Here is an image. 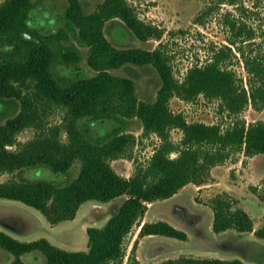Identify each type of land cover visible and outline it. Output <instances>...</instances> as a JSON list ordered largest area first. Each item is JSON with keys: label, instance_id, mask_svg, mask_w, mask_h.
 Wrapping results in <instances>:
<instances>
[{"label": "trees", "instance_id": "trees-1", "mask_svg": "<svg viewBox=\"0 0 264 264\" xmlns=\"http://www.w3.org/2000/svg\"><path fill=\"white\" fill-rule=\"evenodd\" d=\"M39 1L0 4V101L5 103L0 112V175L17 173L0 181V197L38 209L51 225L75 219L87 201L124 198L104 225L88 227L86 250L65 249L46 237L21 240L0 228V248L14 255L7 264H29L22 255L33 251L45 255V264H124L125 239L135 225L140 227L139 237L187 239L186 231L167 220H145L149 203L170 199L189 183H207L212 168L232 153H264V121L237 120L223 129L218 123L189 121L171 108L170 100L173 96L193 100L204 94L219 98L230 113H240L251 100L261 109L264 55L243 52L250 90L224 64L225 47L231 49L230 45L215 51L205 64L188 68L181 80L164 43L154 49L119 47L106 35L107 22L121 20L120 25L140 40L164 36V30L141 19L128 0H103L94 10L86 8L88 0H66L62 24L50 31L39 29L45 26L39 25L40 17L32 22L38 16ZM83 47L88 48L86 59L96 71L93 75L82 71ZM147 65L157 70L161 81L151 100L138 95L133 76L117 72ZM52 106L66 109L62 123H48ZM133 119L141 121L144 134L156 133L162 142L147 164L137 165L126 176L111 160L135 144L136 134L128 130ZM28 127L36 128L35 138L20 142L19 134ZM175 128L183 132L179 143L171 138ZM173 152L177 155L172 156ZM76 162L81 164L79 174L60 183L58 176L68 174ZM229 198L224 192L213 200V231H254L264 239V224L255 229L249 212ZM138 242L137 238L126 264H142L136 254ZM160 264L247 263L240 258L181 256Z\"/></svg>", "mask_w": 264, "mask_h": 264}, {"label": "rangeland", "instance_id": "rangeland-1", "mask_svg": "<svg viewBox=\"0 0 264 264\" xmlns=\"http://www.w3.org/2000/svg\"><path fill=\"white\" fill-rule=\"evenodd\" d=\"M4 1L0 0V4ZM101 1L103 0H88L86 8L94 10ZM128 2L141 19L161 27L164 30V36L162 39L153 37L143 41L133 35L128 28L120 25L122 24L121 20H109L106 24V35L115 45L154 49L159 46L160 42L164 43L165 52L171 58L174 72L181 80L188 68L195 64H205L212 59L215 51L230 45L231 49L225 47L224 64L233 68L237 72L238 78L241 79V83L247 90H250L249 73L243 52L246 55H264V0H128ZM66 5V0H40L38 16L33 18L32 22L40 17L39 25L42 23L45 25L40 26V30H54L62 24L61 16L65 12ZM232 40L235 41L234 44ZM82 51L85 56L81 62L84 75L95 74L96 71L87 63L88 48L83 47ZM117 72L126 73L136 79L137 93L141 98L151 100L156 97L161 81L154 67L150 65L132 66L122 68ZM170 106L174 111L184 113L189 121L218 123L223 126V129H227L237 120H245L247 124L256 120L264 121V107L258 109L252 100L240 113L235 114L225 109L219 98H209L204 94L198 95L193 100L173 96ZM4 108L5 103L0 101V112ZM15 111L16 108L10 109V113ZM65 114L64 107L52 106L48 109L46 118L50 124H60L64 121ZM97 126L101 130L100 125L97 124ZM128 130L136 134L135 144L130 146L128 153L111 160V163L118 172L131 176L137 165L149 162L162 140L156 133L144 134L142 123L138 119L131 120ZM36 132V128H25L18 136L19 141L32 140L35 138ZM182 136L183 132L178 128L171 131V138L176 143H179ZM62 137L66 140L67 134L64 132ZM11 148H16V146H11ZM176 155L177 152L172 153V156ZM219 165L221 171L216 177L211 175L207 184L197 187V184L193 183L194 185L185 189L182 194L149 203L145 218L150 221L173 220L170 208L175 199L184 198L188 202L192 201L197 207L194 211L207 213L210 222L214 215L213 200L218 194L225 192L231 197L229 199L234 200L235 206L248 210L257 219V222L259 219H263L264 153H260L256 157L246 156L242 152L232 153L224 163ZM80 168L81 164L76 162L68 174L58 176V181L63 183L75 178L79 174ZM254 169L259 171L257 176ZM48 176L51 177L50 174ZM11 177H17V173L1 174L0 181H6ZM216 179L218 180L216 181ZM123 198L124 196H121L111 202L87 201L82 205L75 219L51 225L38 209L18 200L0 197V228L21 240L30 241L46 237L65 249L86 250L89 246L88 227L102 226ZM188 202L187 205L192 208ZM12 218L13 221H11ZM179 220L196 231L201 228L199 220L196 222L189 217ZM139 231V225H135L125 239L124 264L127 263L137 238L139 242L136 254L137 256L141 255L144 264H160L168 258H178L181 255L201 258H240L247 264H251L254 259H257L258 264H264V252L261 251L264 247L261 244L258 246L247 245L251 234L239 232L234 228L221 233L224 234L222 237L225 240L222 244L214 241L202 242L196 232L194 234L191 232L188 240H181L167 239V237H139ZM154 238H159L164 242L158 243ZM228 241L233 243L228 245L226 244ZM168 243L170 244L168 245ZM246 246L249 247L245 248ZM9 254L0 248V264L10 263L14 259V255ZM22 259L29 264L46 263V257L40 251L25 253L22 255Z\"/></svg>", "mask_w": 264, "mask_h": 264}, {"label": "crops", "instance_id": "crops-1", "mask_svg": "<svg viewBox=\"0 0 264 264\" xmlns=\"http://www.w3.org/2000/svg\"><path fill=\"white\" fill-rule=\"evenodd\" d=\"M258 154H256V155H254V157H256ZM220 167V165H216V166H214L213 168H212V170H211V175H213V176H217L218 175V172H220L221 171V169L219 168ZM254 173L256 174V176L258 175V173H259V171H257V170H255L254 169ZM218 179H216V181H217ZM205 184H207V183H205ZM204 184V185H205ZM191 185H194L193 183H189V184H187L186 186H184L178 193H176L175 195H178V194H182L183 193V191L185 190V189H187V188H189ZM197 187H199L198 185H196ZM228 191H230L229 189H227ZM232 193V192H231ZM175 198H177V197H175ZM182 202H185L186 203V206H188L187 205V202L188 201H186L184 198H178V199H175V202H173V205L174 204H176V203H182ZM188 203H190L191 205H192V208L191 207H187V209L188 210H190L191 211V209H192V212H196V211H194V209H197V207L193 204V202L191 201V202H188ZM245 209V208H244ZM246 210V209H245ZM246 211H248V210H246ZM249 212V211H248ZM200 213V215H202L203 216V218H202V221H200L201 223H200V226H201V228H199L200 229V232H202V233H204V235L208 238V240H210L209 242H218V241H220L223 237V235L224 234H221V233H223V232H221V233H215L214 231H213V222H214V215H213V219L212 220H210V222H209V220H208V216H207V213L206 214H203V213H201V212H199ZM249 214L251 215V217L253 218V220H254V224H255V229H257V228H260V227H262V225L264 224V218L263 219H259V222H257V219L249 212ZM172 218H173V220H167V221H169L171 224H173L174 226H176L177 228H179V229H182V230H184V231H186L187 232V234H188V238L187 239H185V240H188L189 239V237H190V233L192 232V234H194L196 231L194 230V229H192L191 227H187L185 224H183L179 219H180V217H178L177 218V216L176 215H173L172 214ZM109 219V218H108ZM182 219V218H181ZM145 220H147L146 218H145ZM144 220V221H145ZM157 220H160V219H157ZM157 220H155V221H157ZM162 220H166V219H162ZM150 221V220H149ZM106 223V222H105ZM104 223V224H105ZM103 224V225H104ZM189 226H191V225H189ZM227 231V230H226ZM225 232V231H224ZM197 233V232H196ZM249 233L251 234L249 237H250V239L249 240H247L248 242V244L247 245H256V246H258L259 244H261V246L262 247H264V239H261V238H257L256 236H255V232L254 231H249ZM11 234V233H10ZM219 234V235H218ZM196 235V234H195ZM146 237H167V239L168 238H174V237H169V236H164V235H146ZM218 237H219V239H218ZM222 237V238H221ZM177 239V238H176ZM154 240L155 241H157L158 243L159 242H164V241H161L159 238H154ZM154 240H152V241H154ZM181 240H183V239H181ZM166 244V243H165ZM170 243H168V245H169ZM2 249V248H1ZM181 250H182V248H181ZM208 250V249H207ZM261 251H263L264 252V249H262ZM8 254H9V252H8ZM11 254V253H10ZM9 254V255H10ZM181 256H185V255H181ZM180 256V257H181ZM138 257H139V259L142 261V264H144V262H143V259H142V257H141V255L140 254H138ZM179 258V257H178ZM209 258H214V257H209ZM220 258H222V257H220ZM169 259H177L176 257H174V258H168L167 260H169ZM13 260V259H12ZM11 260V261H12ZM167 260H165V261H167ZM10 261V262H11ZM162 262H164V261H162ZM246 262V261H245ZM251 264H258V260L256 259H254L252 262H251Z\"/></svg>", "mask_w": 264, "mask_h": 264}, {"label": "flooded vegetation", "instance_id": "flooded-vegetation-1", "mask_svg": "<svg viewBox=\"0 0 264 264\" xmlns=\"http://www.w3.org/2000/svg\"><path fill=\"white\" fill-rule=\"evenodd\" d=\"M187 207L188 206H186V203L185 202H182V203H176V204H174L170 209H171V214H173V215H176V216H178V217H180V218H184V217H189V218H192L193 220H195L196 222H198L197 220H199V221H202V218H203V216L202 215H200V213L199 212H192V209H191V211L190 210H188L187 209ZM8 219H10V217H8ZM14 219L12 218V220L11 221H13ZM201 223V222H200ZM20 226V225H19ZM192 226H194V224H192ZM196 231V230H195ZM197 232V234H198V238H199V240H201L202 242H209L210 240H208V238L202 233V232H200V230H198V231H196ZM202 235V236H199V235ZM223 240H224V237L220 240V241H218L217 243H223ZM225 241V240H224ZM233 242H231V241H228L226 244H228V245H230V244H232ZM238 247H240V246H238ZM249 246H246L245 248H248Z\"/></svg>", "mask_w": 264, "mask_h": 264}]
</instances>
